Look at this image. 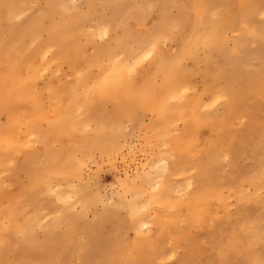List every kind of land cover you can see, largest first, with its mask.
Here are the masks:
<instances>
[{"label": "bare ground", "instance_id": "bare-ground-1", "mask_svg": "<svg viewBox=\"0 0 264 264\" xmlns=\"http://www.w3.org/2000/svg\"><path fill=\"white\" fill-rule=\"evenodd\" d=\"M33 1L0 0V118H6L4 123L0 122V133L6 126L16 128L12 145L0 135V245L6 242L9 235L25 240L28 245L37 242L33 233L36 220L30 216L27 208L31 206L38 188L49 194L56 190L70 194L71 185H78L81 191L74 202L81 211L62 212L67 222L63 223L61 219L55 221L53 229H61V233L53 235L49 232L45 235L44 252L34 253L25 248L19 256L23 260L13 258L10 261L8 249L0 250V264H51L53 261L58 264L57 261H62L64 256L65 264H104L105 261L116 264L126 260L161 264L163 257L159 253L158 240L155 241L153 234L146 236L144 232L152 225H161L158 219L152 223L145 220L151 211L172 208L170 197H166L167 186L164 183L157 186L156 180L162 173L152 160L155 148H147L149 170H137L133 178L123 181L120 191L116 190V202H107L101 191L100 194L92 189L84 178L86 167L80 169L78 178L75 172L80 167L77 159L88 165L97 162L98 158L110 160L117 155L111 149L104 154L92 152L87 150L88 145L93 141L98 127L109 129L106 135L111 137L114 124L128 123L127 113L137 101L129 99L126 90L121 89L117 95L107 98L97 95L95 102L90 107H85L84 112H80L86 94L76 97L74 92L84 93V82L95 84L104 81L110 74H116L125 66L134 64L150 43L154 49L153 54L136 69V87L146 92L157 89L163 81V76L157 73L180 62L179 68L182 71L178 83L185 85L187 91L183 99L173 97L170 92L165 93L169 109L163 113L158 104L154 103L155 98L146 97L145 103L149 105V110L137 111L136 119L139 123L134 121V126L142 127L143 117L150 114L151 123L144 132L155 134L159 145L163 146L165 139L160 127L166 124L170 128L174 122L183 120L181 137L169 136L167 145L174 143L177 147L181 144L199 143L201 135H195L194 131L205 129L211 117L203 107L202 97L195 98L192 106L191 99L195 79L210 75L212 84L205 88L206 94H210L215 103L218 100L225 103L224 114L216 120L220 124V144L226 143L229 148L242 149L245 138L251 132L259 134L260 142L251 149L254 167L249 171L235 167L234 158L231 170L223 173L222 163L228 155L222 156L220 144L212 143L199 151L201 158L194 165L186 158L187 146L182 151L177 148L166 151L167 157L160 161L164 163L163 166L166 165L172 178L180 177L178 162L175 160L179 153L185 161L181 170H186L191 175L192 184L182 180L180 188L195 185L183 215L187 218V228L199 217L201 205L205 210L204 204L212 202L216 213L222 208L224 201L217 196L213 186L217 179L227 180L222 179V176L231 177L229 182L233 183L235 179L232 178L248 174L245 176V183L249 188L254 191L264 188L260 180L264 157H259V153L264 150V40L259 36L261 23L258 21L261 18L262 2L257 3L264 0H81L87 8L85 13L78 14L73 12L75 0H42L45 5L56 7H45L40 19L46 25L59 22L66 27L55 33L44 30L37 37L33 36L32 24L34 14L41 9L28 15L21 24H15L16 22H8L3 8L5 3L14 4L17 6L16 11L23 14L29 10L26 6H30ZM150 4L163 7L151 10L142 7ZM109 9L110 14H107ZM92 14H97L98 19L91 26L88 18ZM160 21L167 22L163 30ZM246 21L249 22L248 27L244 26ZM102 25L108 29L109 41L104 44L95 38ZM6 33L15 41L10 50L11 57L4 51ZM42 35H45L43 40L40 39ZM250 37L258 43L256 49L247 46ZM176 38L181 39L180 47L176 51H168L167 46ZM73 50H80L83 55L72 66H68L65 55ZM251 55L259 59L258 64L253 67L249 64ZM10 60L15 65L14 72ZM192 61L197 63L194 68H191ZM63 67L70 70L73 78L71 83H66L59 75L63 72ZM41 69L44 71H39ZM79 70H83L86 75L78 81L75 77ZM10 73L8 88L13 91L14 99L6 108L2 101V82ZM114 83L109 79L110 90H114ZM78 84L79 89L76 87ZM222 96L227 99H222ZM77 99L80 101L79 106L76 104ZM107 102L112 104L110 110L106 108ZM70 105L74 110V123L63 119L70 110ZM80 117L83 119L80 120ZM244 120L249 121L248 130L236 134L235 124H241ZM83 122L90 123L93 131L82 134L79 125ZM22 125L27 126L21 130ZM30 131L35 132L42 142L39 152L27 155L28 149L20 146L31 143L27 135ZM142 142L144 143L143 140ZM17 152L21 154L17 155ZM20 172L28 177V184L19 181ZM54 172L57 174L53 175ZM7 174L15 176L20 193H8L5 178ZM132 180L135 181L134 184L131 183ZM230 193L238 199L236 213L226 220L215 215L221 226L225 223L231 225L223 254L228 257L242 255L247 259L258 260V247L263 242L261 229L264 228V219L262 222L252 221L248 209L252 205L259 207L264 203L256 196L247 195L245 190L236 185L231 187ZM98 205L102 206V210L94 214V224L85 222L87 210ZM63 207L62 205L61 208ZM145 207L147 210L139 212L134 221L131 209ZM139 221H143L148 227L140 225L141 235L138 237L136 232ZM79 222H84L83 226ZM174 224L170 223L163 232L166 236L177 229ZM130 233L133 235L130 236ZM29 253L34 257H27Z\"/></svg>", "mask_w": 264, "mask_h": 264}, {"label": "rangeland", "instance_id": "rangeland-1", "mask_svg": "<svg viewBox=\"0 0 264 264\" xmlns=\"http://www.w3.org/2000/svg\"><path fill=\"white\" fill-rule=\"evenodd\" d=\"M258 2H262V4H264V1H257V3ZM73 3L75 6L73 11L74 13L78 14L86 12L87 7L81 0H75ZM32 4L45 5L44 1L42 0H34L31 5ZM37 10L38 8L29 7V10L26 12L27 14H25L22 19L16 21L15 24H21L28 17V15L33 14ZM107 14H110V9L107 10ZM97 19V14L90 15L88 18L89 25H94L97 22ZM258 21L260 23L263 22L261 18ZM40 39H45V35H42ZM107 41H109V39L98 42L104 44ZM180 44L181 39L176 38L173 43L167 46L166 49L168 51H176L180 47ZM229 44L232 43L230 42ZM247 44L249 48L256 49L258 43L253 39V37H250L247 41ZM249 62V64H251V67H253L258 64L259 59L255 55H251ZM146 64H148V62ZM190 64L191 68H194V66L196 67L197 63L195 61H192ZM62 70L63 72L59 75L62 76L66 83H71L73 81V78L71 76L70 70L67 67H63ZM211 84L212 79L210 75L198 76L195 79V87L192 93L191 106L195 103V98L197 99L199 97H202L204 99V101L202 102L203 107H205L206 111L211 117L209 124L205 129L194 131L195 135H201V141L199 143L194 142L186 145L181 144L179 146L177 145V147L174 143L168 145L167 147H164L162 145L156 147L152 151L155 154V157L152 160L155 161L157 167L161 168V166L164 165V163L160 160L167 157L165 153L170 148L175 150L177 148L178 151H182L183 148L187 146L188 148L186 150V158L194 165L201 158L198 154L199 151L206 149V147H209L212 143H221L218 138L220 124H218L216 120L224 114L223 106L225 103L223 101L220 103H215V101L211 99L210 94H206L207 89L205 90V88H209ZM254 99L256 103H259L256 97ZM105 105L108 110L112 108L111 103L107 102L105 103ZM189 117L190 115L188 113L187 118ZM151 119L152 117L150 114H147L143 117V129H145L146 126L151 123ZM5 120L6 118L4 116L0 118L1 123H4ZM173 124L175 125V127L170 128H168L166 124L162 125L160 127L162 133L165 129H168L172 133H178V135L171 137H181V131L184 127V121L178 120ZM248 124L249 121L246 120H244L241 124L236 123L234 126L235 131L237 132L236 134L246 132L248 130ZM167 140H169V137H167ZM259 142V134L256 132H251L247 139L245 138V146L242 149H238L236 147L229 148L226 143L220 144L222 156L226 154L228 155L226 156V161L222 163V172L225 173L231 170V165L234 158L235 167L244 169L246 171L253 169L254 161L252 159L253 154L251 153V149L255 144ZM137 143L142 144L143 142L142 140L137 141L128 139L126 146L123 148L122 152L119 153V155L112 157L110 160H102L98 158L97 162H91L85 168V180L89 182L95 192H98L100 194L102 192L101 195L104 197V199H106L107 202H110V200L114 202L117 201L116 195L118 191L116 190H119L120 185L123 181L133 178L137 170H139V172L149 170L148 163L150 159H148L147 148H134L133 145ZM40 148L41 147L39 146L36 149H28L27 155H32L35 152H39ZM259 157H264V155H262V152L259 153ZM20 160H22V158H20ZM175 160L178 162L177 171L179 172L180 177L172 178L171 173H167L166 175H163L162 179L159 178L156 180V182L159 181V183H164V185L167 186L168 195L166 197H170L172 208L166 210L163 209L159 212L151 211L145 217V220L152 223L153 221L158 219L161 221V225L159 227L152 225L151 228L144 230L145 235L149 236L150 234H153L156 238L155 241L158 240L160 244L159 253L162 255L163 259L167 256H174V259L170 261V264H177V261H180L181 264H211V262L217 260H230L232 261V264H237V262L239 261L248 260L245 256L242 255L228 257L223 254L224 249L228 244V236L231 233V225L225 223L223 224V226H221L220 223H218V219L216 218V216L218 215L219 217H221L220 219L226 220L228 216L232 217V214L236 213L238 207V199L237 196H233L230 193L231 187L233 185H236L240 189L245 190V193L249 196H256L260 200V202L263 203L264 188L257 191H254L253 188H249L245 183V176H247L248 174L232 178L235 179L233 183L229 182L231 177L226 176L225 178H223L222 176V179L227 180L221 181L217 179L213 183V186L215 188L214 191L217 193V196L224 201L222 208L216 213L215 207L212 202H207L204 204L205 210L203 209V205H201V212L199 213V217L193 222L191 227L187 228V218L183 215L187 210L186 202L190 201V196L195 189V185L189 187L184 186V188L182 189L180 188L182 180H185L186 182L189 181V184H192V181L190 179L191 175L187 174L186 170H181V168L185 166L184 157L181 153L178 154ZM223 165H225V167H223ZM18 177L20 179L19 181L23 184L29 183L28 177L24 172H20ZM5 178L7 180L8 193L10 195H16L17 193H20V186L16 183L15 176H13V174H7ZM61 206L62 205L56 202L54 196L46 192L44 189L38 188L36 190V193H34L31 206L27 208L30 216L35 217L36 220L33 233L35 238L37 239V242L28 245L25 240L21 238L11 237V235H9L6 242L1 243L0 250L8 249L10 261L13 258H19L20 260H23V258L19 256L23 254V250L25 248L30 249V251L34 253L44 252L45 235L49 232L53 235H59L61 233V229H53L55 221L57 219H61L63 223L67 222V219L62 216L63 213L59 211V209H61ZM250 207L251 208L248 209V212L250 213L252 221L262 222L264 219V205H261L259 207L252 205ZM101 210V205L87 210V220L85 222L93 225L94 214L100 212ZM73 211L75 213H79L81 210L80 207H76ZM82 223L84 222H79V225L83 226ZM170 223H175L173 226L177 227V229L173 231L171 235L166 236L163 232L169 227ZM132 235L133 234L130 233V236ZM258 249L261 257V253L262 251H264V241L259 245ZM26 256L34 257L32 253H29ZM65 260L66 257L64 256L62 261L61 259H59L57 262L58 264H65Z\"/></svg>", "mask_w": 264, "mask_h": 264}, {"label": "snow or ice", "instance_id": "snow-or-ice-1", "mask_svg": "<svg viewBox=\"0 0 264 264\" xmlns=\"http://www.w3.org/2000/svg\"><path fill=\"white\" fill-rule=\"evenodd\" d=\"M30 8H38L41 9V11H38L34 14L32 24V32L33 36L37 37L41 34L42 31L47 30L50 33H55L57 31H60L66 27V25H63L62 23H53L52 25H46L40 17H42V10L45 7H56L55 5H38V4H32L30 6H26ZM67 7V6H64ZM142 7H145L149 10L151 9H157L162 8L163 6L150 4V5H144ZM3 8L6 12V17L9 23H15L16 21L22 19V16L27 13H20L16 11L17 6L14 4H3ZM260 16L261 20L264 21V4H262L260 9ZM161 23V30L164 29L166 25V21H160ZM248 21L245 22L244 26L248 27ZM99 34L95 37L99 41H104L108 38V29L105 26H101L98 30ZM259 36L261 40H264V22H262L259 25ZM15 41L10 38L7 33L5 36V45H4V51L5 54L11 57V49L14 46ZM153 46L150 43L145 49L144 53H142L139 57H137L134 64H129L125 66L122 70H120L116 74H110V77H105L104 81H98L95 84L91 83L90 81H86L83 84L84 87V93H80L79 91L74 92V95L76 97H80L81 95L86 94V99L83 107H80V112H84L85 107H90L96 100L97 95H99L101 98H107L110 96L117 95L121 89L126 90L127 96L129 99L137 101V103L134 105V107L127 113L128 117V123H121L119 125H113L111 128L112 136L109 137L106 135V133L109 131V129L98 127L96 129L95 137L93 138V141L88 145V149L92 152L99 151L101 154H104L108 150H112L115 154H119L120 150L123 149V147L126 146L128 139L133 140H143L144 143H137L134 144L133 147L137 149H146V148H156L159 145L158 138L155 136V134L149 135L144 132V129L142 127H136L134 126V121L136 124L139 123V121L136 119L137 117V111L139 109L149 110V105L145 103V98H155L154 103H157L161 113L167 111L169 109V101L168 96L165 95V93L170 92V94L177 98V99H183L187 87L183 84L178 83V79L181 73V69L179 68L180 62H176L173 64V66L170 69H167L163 72H158L157 75L163 76L162 83L158 86L157 89L151 90V91H145L144 89L137 88L136 87V81H135V73L136 69L140 67L141 64L145 60H148L152 54H153ZM83 53L80 50H73L65 55V62L68 66H72L74 61L77 60ZM85 59H87L85 57ZM10 66L13 69V72L15 71V65L11 63L10 60ZM39 71H44V69H41ZM11 74H9V77L4 79L2 82V86L4 89V94L2 97V101L5 105V107H9L14 99L13 97V91L8 88V81L11 77ZM86 73L83 70H79L78 75L75 77L78 81L81 80V78L85 77ZM109 79L114 81V90H110L108 88ZM77 89H79L80 85L78 84ZM222 99H227L226 97L222 96ZM220 101L218 100L217 103ZM79 99L76 100V104L79 106ZM73 109H71L65 114L63 119L68 123H74V117H73ZM80 120L83 118L80 117ZM27 125H22L21 130L23 127H26ZM80 129L82 130V134H87L93 131L92 126L90 123L83 122L79 125ZM170 127H175L174 124L170 125ZM16 133V128L11 126H6L2 133L3 139L7 141L10 145L13 144V136ZM27 135L30 138L31 143H27L24 145H21L22 148L27 149H36L40 146V143L42 142V139L35 134V132H28ZM178 135V133H172L168 129H165L162 133L163 138L165 139L164 147H167V137L169 136H175ZM20 152H17V155H20ZM262 155H264V150H262ZM77 164H79V168L75 170L77 178L79 177L80 169H83L87 167V163H81L80 159H77ZM15 162L13 161V165ZM161 177L163 178V175H166L168 173V169L165 166H161ZM53 175L57 173H52ZM261 183L264 184V169L261 171L260 175ZM131 183H135L134 180L131 181ZM157 186H159V181H157ZM72 192L69 193H59V190L51 192V195L55 197L56 202H58L60 205H63L64 207L59 209L60 212L64 211H73L75 207L77 206L74 202L79 194H80V187L78 185H71ZM147 208L138 209V208H132L131 214L132 218L135 221L136 216L141 211H146ZM140 225H142L143 228H147L148 225L144 223L143 221H139L137 224V236L139 237L141 235L140 231ZM261 240L264 241V228L261 229ZM139 243V242H137ZM174 259V256H167L162 261L161 264H170V261ZM51 264H56L55 261L51 262ZM104 264H113L111 261H105ZM116 264H144L142 261H133V260H126V261H120L116 262ZM177 264H181L180 261H177ZM211 264H232V261L230 260H217L214 262H211ZM237 264H264V251L261 253V257L257 259H248L244 261H239Z\"/></svg>", "mask_w": 264, "mask_h": 264}]
</instances>
